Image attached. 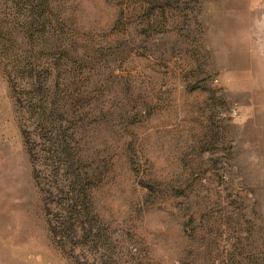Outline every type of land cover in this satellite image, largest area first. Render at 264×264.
Listing matches in <instances>:
<instances>
[{
	"label": "rangeland",
	"instance_id": "obj_1",
	"mask_svg": "<svg viewBox=\"0 0 264 264\" xmlns=\"http://www.w3.org/2000/svg\"><path fill=\"white\" fill-rule=\"evenodd\" d=\"M0 264H264V0H0Z\"/></svg>",
	"mask_w": 264,
	"mask_h": 264
},
{
	"label": "trees",
	"instance_id": "obj_2",
	"mask_svg": "<svg viewBox=\"0 0 264 264\" xmlns=\"http://www.w3.org/2000/svg\"><path fill=\"white\" fill-rule=\"evenodd\" d=\"M31 85H32L33 96L30 95L31 97L30 96L29 97H30V102L32 104V108L38 111L37 120L41 124L42 127H46V126L49 127L50 125L48 124L49 123L48 121H50L52 124L51 114L49 110H46V108L43 105L44 96H43V88L41 87V83H40V78H37L36 80L34 79Z\"/></svg>",
	"mask_w": 264,
	"mask_h": 264
}]
</instances>
